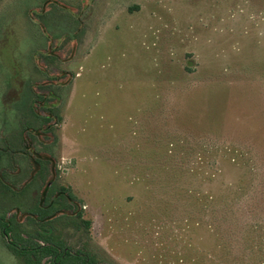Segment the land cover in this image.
Wrapping results in <instances>:
<instances>
[{
  "label": "rangeland",
  "instance_id": "rangeland-1",
  "mask_svg": "<svg viewBox=\"0 0 264 264\" xmlns=\"http://www.w3.org/2000/svg\"><path fill=\"white\" fill-rule=\"evenodd\" d=\"M2 151L0 213L58 179L101 264H264V0H0Z\"/></svg>",
  "mask_w": 264,
  "mask_h": 264
},
{
  "label": "trees",
  "instance_id": "trees-1",
  "mask_svg": "<svg viewBox=\"0 0 264 264\" xmlns=\"http://www.w3.org/2000/svg\"><path fill=\"white\" fill-rule=\"evenodd\" d=\"M32 109L31 105V115L41 125L51 121L49 117L35 115ZM26 129L27 126L24 127ZM51 148L44 146V152L51 155ZM4 153L0 152V164ZM38 164L41 169L35 178H42L45 182L44 174L49 163L39 160ZM74 202L76 198L72 190L61 186L56 179L44 202L36 201L28 210H24L26 222H20L16 215L0 213V237L4 246L21 264H101L104 259L89 244L76 249L59 237L64 225H75L86 233L91 229V222L83 219L82 212L74 215Z\"/></svg>",
  "mask_w": 264,
  "mask_h": 264
}]
</instances>
